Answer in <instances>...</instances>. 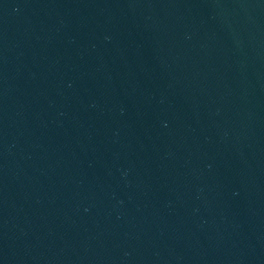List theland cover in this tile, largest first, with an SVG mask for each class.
Returning <instances> with one entry per match:
<instances>
[{
	"label": "water",
	"instance_id": "water-1",
	"mask_svg": "<svg viewBox=\"0 0 264 264\" xmlns=\"http://www.w3.org/2000/svg\"><path fill=\"white\" fill-rule=\"evenodd\" d=\"M0 264H264V0H0Z\"/></svg>",
	"mask_w": 264,
	"mask_h": 264
}]
</instances>
